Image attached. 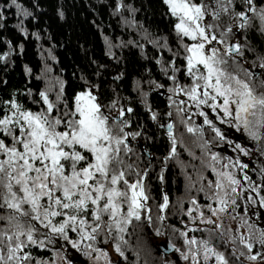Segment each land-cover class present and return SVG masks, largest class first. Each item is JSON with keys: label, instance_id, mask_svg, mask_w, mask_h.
<instances>
[{"label": "snow or ice", "instance_id": "snow-or-ice-1", "mask_svg": "<svg viewBox=\"0 0 264 264\" xmlns=\"http://www.w3.org/2000/svg\"><path fill=\"white\" fill-rule=\"evenodd\" d=\"M163 3L171 17L178 21L174 27L182 50L163 68L165 74L171 72L168 79L173 85L168 88L171 93L168 107L175 108L188 133H199L203 138L205 125L214 133L211 141L205 140L204 147L210 157L206 167L211 169L215 179L207 180V190L204 185L199 189L210 201L204 207L211 216L205 217L204 207L196 198L191 199L186 215L193 223L199 220L200 224L215 225L219 229L222 222L217 224L211 217L219 220L222 214L231 211L236 213L232 216L235 220L239 216L238 209L243 208L244 216H240V220L242 225L247 224L250 206L258 204L264 209V164L259 166L257 182L248 174L249 164L243 163L239 155L222 157L210 149L215 143L227 145L238 154L250 155L240 143L228 138L217 126L218 121L228 129L242 131L253 141L261 142L257 151L264 156V91L258 92L248 79H241L238 73L229 70L232 66L240 67L246 50L245 45L231 40L233 27L245 30L252 26L251 22L245 11H236L234 0H215L211 11L210 5L194 0H163ZM242 3L247 11L258 16L260 31L264 33V8L257 13L252 0H242ZM8 6H14L18 14L32 15L17 0H11ZM221 14L239 22L221 29L218 23ZM209 16L211 22L206 19ZM2 19L4 12L0 7ZM218 29L219 35L216 34ZM185 38L189 42H184ZM247 51L252 49L247 48ZM177 59L182 61V68L176 67ZM258 59L261 60L259 67L264 68V57ZM244 71L249 77L253 75ZM177 73L189 83L181 84ZM261 86L264 87V81ZM92 87L76 93L71 103L63 95V86L55 102L42 91L39 96L46 107L38 111L25 108L15 98L4 102L0 114V189L3 190L0 208L10 210V214L0 217L7 225L0 232V264H32L34 257L25 249H44L56 240H63L85 255H90L89 250L99 254L101 250L93 244L101 236L106 243L114 234L123 240L128 226L133 221H141L142 215L151 225V208L147 206L149 196L144 183L148 172H141L128 162L133 152L129 137L135 139L141 135L126 131L131 127L126 113H132L133 109H117V101L105 106ZM193 108L196 111L189 115ZM148 110L151 112V108ZM166 115L172 117L173 112L169 110ZM192 115L202 117V125L191 124ZM151 120L158 121V114L152 112ZM160 127H166L171 141L170 154L175 155L173 124H160ZM160 179L163 180V176ZM204 179L201 176V180ZM168 207L169 197L164 194L163 203L158 205L159 221L166 219L163 213ZM180 207L183 208L182 203ZM248 227L253 225L248 224ZM198 230L193 227L180 231L187 246V252H181L183 260L201 264L202 257L203 264H209L214 258L215 264H229L224 253L210 245L212 229L207 230L209 239L189 238V232ZM156 234L161 235L159 230ZM239 240L248 250L246 259L250 264L264 261V252L253 254L251 234L247 239L240 236ZM258 243L264 248V229L259 230ZM115 250L124 256L119 244L115 245ZM102 255L107 258L106 252ZM96 259L99 260L100 255ZM35 264L48 262L36 260Z\"/></svg>", "mask_w": 264, "mask_h": 264}, {"label": "trees", "instance_id": "trees-1", "mask_svg": "<svg viewBox=\"0 0 264 264\" xmlns=\"http://www.w3.org/2000/svg\"><path fill=\"white\" fill-rule=\"evenodd\" d=\"M253 2L259 7L258 12L264 8V0ZM17 3L32 15L18 14L14 6H8L11 0H0L4 12V19L0 20V114L4 102L13 98L25 108L38 111L46 107L39 96L42 91L55 102L63 86V95L71 103L76 93L93 86L105 106L117 101V109H133L125 117L131 123L129 131L140 132L136 139L144 138L155 156L145 185L158 205L163 203L164 194L168 195L169 214L172 212L169 217H176L180 210L182 215L192 198H205L199 189L206 185L200 180L201 175L205 177L206 168L192 164L195 147L204 145V136L188 133L185 124H178L173 134L175 155L180 151L182 160L176 165L175 155L170 154L167 131L160 127L166 115L163 119L158 116V121L151 120L152 112L162 116L173 109H169L160 94L159 85L173 86L168 79L171 72L165 74L163 68L176 59L181 43L174 27L177 20L171 17L163 0H17ZM248 30L252 49L264 57V34H258L255 26ZM184 42H188L186 38ZM176 67H183L180 59ZM177 76L181 84L187 80L180 73ZM261 81L253 85L264 89ZM201 153L196 152L197 159ZM259 159L262 165L264 156ZM2 192L0 189V195ZM9 214L10 210L0 208V217ZM260 222L257 221V228ZM6 227V222L0 220V232ZM132 230L137 238L140 231ZM25 250L34 258L44 259L49 254L38 247ZM72 263L82 264L77 260Z\"/></svg>", "mask_w": 264, "mask_h": 264}, {"label": "flooded vegetation", "instance_id": "flooded-vegetation-1", "mask_svg": "<svg viewBox=\"0 0 264 264\" xmlns=\"http://www.w3.org/2000/svg\"><path fill=\"white\" fill-rule=\"evenodd\" d=\"M204 1L205 0H194V2H196V3H201ZM207 2H208L207 4L210 5L209 11H211V6L214 5L215 0H208ZM234 2L236 5V11L237 12L245 11L247 16L249 17L250 22L254 23L253 26H251V27L255 26L258 34L262 33L260 31L261 22H260L258 16H256L255 14H253L250 11H247V6L245 4H243L242 2H239L237 0H234ZM252 6L255 7L257 12H258L259 7L254 4L253 0H252ZM206 19L208 20V22H211L210 16L207 17ZM238 22H239L238 19L234 20V19L230 18L229 15H227V14H221L220 20L218 21V23L221 26V29H226V27L228 25H235ZM251 27H248L245 30H238L236 27H233V35L231 36V40L234 42H239L242 45H245L246 50H245L244 58L240 60V67L232 66V67H230V69H231V71L238 73L239 76L242 77L243 79L248 78V75L244 70H248V72H251L253 74L251 77H249L251 79V84L259 92V91H264V89H262L260 87H255L253 84H255L256 81H260V80L264 81V68L259 67L261 60H259L258 57H260V56L258 53H256L252 49L250 43L248 42V38H247L248 37V31H249L248 29H250ZM219 31H220V29L217 30V33H216L217 35H219ZM262 34H264V33H262ZM250 47H251L252 51H247V48H250ZM186 83H189V81L186 80L184 82V84H186ZM161 85L163 87L160 88V94L163 96L164 99H166V101L169 104L168 97L171 95V93L168 92V88H170V87L168 85H165V84H161ZM180 98L186 99V97H178L177 99H180ZM195 111H196L195 108H193L191 110V112L189 113V115H191ZM172 112H173L172 117H168L166 114H163L162 116H160L158 114V116L163 119V118H165V115H166V121L162 120L160 122V124H163L165 126L168 123L173 124V134H174V133H176L175 131L178 129V124H179V126H181L182 123H181V118H180V116H178L176 114L174 107L172 109ZM184 119L187 120V116H185ZM202 120H203L202 117L192 115V119H191L190 123L195 124V125H202ZM216 123H217V126L221 127V129L226 132L229 139L234 140L236 143H240L243 147H245L249 151L250 155L244 156L242 154H238L236 152H233L231 150V148L228 147L227 145L219 146L215 143H213L211 145L210 150L212 152L220 153V155L222 157L231 156L233 158H236L239 155V158L243 163L249 164V169L247 171H248V174L252 177V179H259L260 173H257L255 170L259 171V166L261 165V162H262L259 159L261 154L257 151V148L261 142L253 141L251 138H249L247 136L246 133H243L242 131L237 132L234 129H228L227 125H220L218 121H216ZM162 128L166 130V127H162ZM203 128H204V141L205 140L211 141L212 135H214V133H212L211 130L206 125L203 126ZM126 131H129V129ZM131 145L134 146L133 149H135L137 151L136 153H138L139 156H141V154L143 152V153H146L147 156L151 157L150 159H146L142 165V169L147 170V172H148V168L153 167L154 159H155V156L152 153V150L148 147V143L146 142V140L144 138H142L141 140H137L136 138L132 139L130 136L129 137V146L131 147ZM196 152H198V153L202 152L200 159L196 158V155H195ZM208 153H209V150L207 148H205L204 145L199 146V144H197V147H195V152L192 156V158L194 157V160L191 158L193 160L192 161L193 165L202 166V167L206 168V175H204L206 179H204V180L200 179L202 181V183H206V185H207V180L214 179L213 178L214 174L211 172V169L206 167V165L208 164V162L210 160ZM173 160H175L176 165H179L180 161L182 160L180 151H178L176 153ZM202 161H203V163H202ZM263 164H264V161H263ZM145 182H147V179H145ZM206 185H205V190H207ZM147 192H148V196L151 199V202L153 204L152 205V212H151V216H152L151 226H153V223L158 222V219H157L158 215L156 212V210L158 211V203L155 201L154 197L151 195V192H149L148 190H147ZM201 195L202 194H200V196ZM202 200L205 202H202ZM197 201L202 207H204L207 203L210 202V201L206 200L205 198H200V200L197 199ZM190 207H191V204H190ZM188 208H189V206L186 208V210ZM168 210L169 209H166L165 212L163 213V215L166 216L167 215L166 212L168 213ZM204 211L206 212V207H204ZM248 214H249L250 219L260 220L261 221L260 225L262 227H264V218H263L264 210L263 209L258 208V206L252 205V211H249ZM188 219L186 217L185 212L181 215V210H180V213L177 214L176 217H169L168 216V218H166L163 222H161V225L167 226V228L165 229V232L163 234V238L161 240H159L157 242H156V240H151V242H150L151 246L154 249V255H162L164 258H168V257H175V258L177 257V259L179 258V255L177 253L178 252L177 249H179V246L174 245V243L172 241H170L169 230L170 229H172V230L178 229L179 231L173 230L174 236H181L180 231L182 229V225L184 226L185 222ZM143 220L145 222L147 221V219L142 218L141 223L144 222ZM193 226L198 228L199 230L202 229V230H206V231L203 234L197 233V231L196 232H189V233L193 234L192 236H195L197 239H203V237H205V238L207 237V228H208L207 224H204L203 226L197 227L194 223ZM134 228H136V226ZM74 235L75 234H72L73 238H76ZM214 242H218V241L214 240ZM58 244H59L58 246H56L57 245L56 244L53 247L60 248L61 250H63L65 252V254L68 255V257L70 258V260L72 262L74 260H77L78 262H80L82 264H88L83 251H77L76 249H73L72 247L71 248L68 247V244L64 241H60ZM210 245L212 246L211 242H210ZM81 247L83 248V245ZM126 248H127V252L125 253L124 257L119 258V262H118L119 264H133V262H136V261L143 264L142 253H141V256L137 257L135 255V250L133 249V246H130L128 244V246ZM44 251H47L49 253L48 256H46V257H52L53 256V254L51 252V251H54L53 249L45 248ZM143 252H145L147 254L150 253L148 251V249L144 250ZM261 264H264V261H262Z\"/></svg>", "mask_w": 264, "mask_h": 264}, {"label": "rangeland", "instance_id": "rangeland-1", "mask_svg": "<svg viewBox=\"0 0 264 264\" xmlns=\"http://www.w3.org/2000/svg\"><path fill=\"white\" fill-rule=\"evenodd\" d=\"M207 1L208 0H205L204 2L207 4L208 3ZM241 79L243 78L241 77ZM247 79L251 83V79L249 78V76ZM92 91L94 94H97L94 89H92ZM131 148L133 149L134 146L131 145ZM133 152H134V155L131 156L129 154L128 162L134 164L141 172H143L144 170L142 169V165L144 161L146 159H150L151 157L147 156V154L143 152L141 156H139V154L136 153L137 151L135 149H133ZM133 157H134V160H133ZM152 168L153 167L148 168V174H149V171H152ZM147 178H148V175L145 179ZM213 178L215 179V176H213ZM214 179H211V180H214ZM144 183L146 184L145 180H144ZM147 195H148V192H147ZM147 202H148L147 206L151 208V212H152L153 204L151 202V199L149 198ZM213 206L216 207L217 205L213 204ZM253 206H258V205H253ZM250 207L251 208H249V211H252V206ZM238 210H239L238 211L239 216H237V219L235 220L232 219V216L236 215V213H232L231 211L226 215L222 214L219 220H217L216 217H211L213 220L216 221L217 224H220L222 222V227L217 229L215 225H207L208 227L207 230L212 229L211 241H210L212 244V247H214L217 251L224 253V255L229 261V264H250V262L247 261L246 259V257L249 255L248 250L243 244L240 243L239 237L244 236L247 239V237L251 234L252 243H253V254L257 251L264 252V248H262L261 245L258 243L259 230L264 229V227L260 225V227L257 228L258 220L252 221V219H250L249 217V214H248L249 212L247 213L248 223L242 225L240 216H244V211H242L243 208L238 209ZM169 211L170 210H168V213L166 212L167 214L166 218H168V216H170V214L172 213L170 212L169 214ZM156 212L158 216L161 215L157 210ZM186 213H187V210L185 211V214ZM204 213H205V217L211 216V213L208 212L207 208H206V212L204 211ZM193 215H196V214L194 213ZM186 217L187 219L189 218L187 215ZM142 218L146 219L144 215H142ZM193 224L194 223L190 219H188L185 222L184 226L182 225L181 231H187L189 227L193 228L194 227ZM248 224L253 225V227L249 228ZM195 225L197 227H200V226H203L204 224H200L199 220H196ZM135 226H136V230L140 231L139 235L137 234L139 236V237L137 236V238L136 236L135 238L133 236L135 230H132V229H135L134 228ZM166 228L167 226H164V225L162 226L161 221L159 220L157 223H153V226L151 225L149 226V223L147 221L146 222L144 221L142 223L141 221L139 222L133 221L132 225L128 226L127 231L123 234V240L118 239L115 236V234L112 237L108 238L107 243L105 242V239L103 236L98 238V240L94 242L93 246L95 248H99L101 250V253L98 254L96 252H91V250H89L90 255L84 254L86 257V261L88 264H108L109 261L111 262V264H119L118 263L119 258L124 257V256H120L119 253L116 252L115 245L119 244L121 250L123 251L125 255V253L127 252L126 247L129 244L130 246H133V249L135 250V255L137 257L141 256V253H142L143 264H190V261H184L183 258L181 257V252H187V246L184 244V237L174 236V231L172 229L169 230V234H170L169 239L170 241L174 243V245L179 246V251L177 252L179 255V258L178 259L177 257L176 258L175 257L164 258L162 255H154V249L151 246L150 242L151 240H156V242L161 240L163 238V234ZM157 230H159L161 235L156 234ZM205 231L206 230L201 229V230H198L197 233L203 234ZM221 232L223 233V235H220ZM192 235L193 234L188 233L189 238H191ZM203 239H209L208 231H207V237L206 238L203 237ZM214 240L215 241L217 240L218 242H214ZM60 241H63V240H56L51 245L55 246L57 244L56 246H58L59 245L58 243ZM68 247L71 248V245L68 244ZM146 249H148V251L150 252L149 254L143 252ZM233 250H234V253H233ZM51 252L53 256L50 258H47V259L34 258V264L36 260L46 261L48 262V264H66V261H71L68 255L65 254V252L61 249L60 250L55 249L54 251H51ZM104 252L107 253V258H105L102 255V253ZM241 253H244V255L241 256ZM97 255H100L99 260L96 259ZM261 262L262 261L258 260L257 264H261ZM71 264H74V263H72L71 261ZM133 264H142V263H139L136 261V262H133ZM201 264H203L202 257H201ZM209 264H215L214 258L213 260L209 262Z\"/></svg>", "mask_w": 264, "mask_h": 264}]
</instances>
